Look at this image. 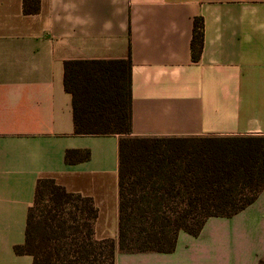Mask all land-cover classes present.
Returning <instances> with one entry per match:
<instances>
[{"label":"crops","instance_id":"obj_1","mask_svg":"<svg viewBox=\"0 0 264 264\" xmlns=\"http://www.w3.org/2000/svg\"><path fill=\"white\" fill-rule=\"evenodd\" d=\"M203 48L192 61L193 20ZM131 60V135H264V0H0V264L16 254L36 181L51 177L97 208V239L118 234L119 135L73 133L66 60ZM68 149L89 158L68 164ZM264 189L243 210L180 231L171 252L115 251V264H258Z\"/></svg>","mask_w":264,"mask_h":264},{"label":"trees","instance_id":"obj_2","mask_svg":"<svg viewBox=\"0 0 264 264\" xmlns=\"http://www.w3.org/2000/svg\"><path fill=\"white\" fill-rule=\"evenodd\" d=\"M39 0H23V13ZM203 20H193L190 53L200 59ZM73 133L119 135L118 234L97 239L93 199L38 178L16 254L32 264H115V251L171 252L180 231L197 235L210 216H230L264 189V135L135 137L131 135V60H66ZM89 158L68 149L65 162ZM258 264H264V257Z\"/></svg>","mask_w":264,"mask_h":264}]
</instances>
